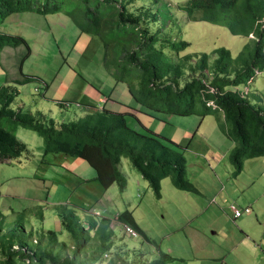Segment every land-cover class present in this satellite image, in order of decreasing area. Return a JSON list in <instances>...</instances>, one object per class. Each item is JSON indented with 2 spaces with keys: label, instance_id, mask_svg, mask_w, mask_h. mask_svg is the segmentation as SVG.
I'll use <instances>...</instances> for the list:
<instances>
[{
  "label": "trees",
  "instance_id": "obj_1",
  "mask_svg": "<svg viewBox=\"0 0 264 264\" xmlns=\"http://www.w3.org/2000/svg\"><path fill=\"white\" fill-rule=\"evenodd\" d=\"M162 0H0V29L13 14L35 13L43 17L68 16L80 35L99 38L105 47V65L116 83H124L143 108L141 113L181 117L221 114L224 134L234 143L229 154L233 177H238L246 160L264 157L263 96L251 86L264 72V0H188L170 8ZM186 22H207L227 28L232 35L248 39L235 59L227 48L212 53L182 55L190 43L179 39L182 33L176 12ZM166 12V18L163 17ZM167 21V22H166ZM169 22H172L171 24ZM29 45L19 36L0 32V53L7 46ZM37 78L25 76L0 87V163L18 161L30 153L5 120L16 129L22 127L44 140V153L63 155L88 163L97 181L107 191L115 184L124 191L127 180L121 172L122 159L128 157L157 198L162 181L171 177L181 191L197 193L187 179L186 147L152 133L145 127L129 125L130 112L120 113L91 107L70 122H57L43 112L12 107L19 86ZM109 101L112 97L108 96ZM71 103L58 102L64 109ZM130 110H134L130 108ZM139 122V120H136ZM146 129V130H145ZM41 208V207H40ZM30 213L44 221L41 210ZM25 213L17 221L0 212V264H168L174 260L159 251L154 260L140 251L131 252L116 245L114 223L130 226L138 237L160 250L138 224L133 212L114 219L88 214L85 219L67 205L55 206L60 230L27 229ZM95 213V212H94ZM27 215V214H26ZM115 221V222H114ZM68 236L61 240V236ZM121 242L123 240H120ZM146 257V256H145Z\"/></svg>",
  "mask_w": 264,
  "mask_h": 264
},
{
  "label": "rangeland",
  "instance_id": "obj_2",
  "mask_svg": "<svg viewBox=\"0 0 264 264\" xmlns=\"http://www.w3.org/2000/svg\"><path fill=\"white\" fill-rule=\"evenodd\" d=\"M186 1L162 0L160 6L175 8ZM175 16L182 30L179 39L190 43L182 55L210 54L224 47L236 59L248 42L245 37L232 35L225 27L207 22H186L178 11ZM60 17L69 22L65 29L58 27ZM163 17L166 18L164 11ZM44 18L35 13H17L11 15L0 29L5 34L22 37L30 47L28 51L25 46L26 57L29 56L25 61L19 60L24 48L22 51L13 49V54L18 56L12 60L19 62L11 83L21 81L23 75L37 78L18 87L20 93L12 105L15 110L22 106L24 111L34 114L40 110L57 122H70L85 111L92 110L88 107L106 106L98 104L99 95L95 97L94 94L112 96V101L116 103L110 102L106 107L115 112L143 109L126 84L116 83L115 80L113 84L114 76L105 65L106 51L99 38L88 34L80 37L78 28L64 14L48 15V24ZM20 21L27 26L18 24ZM6 79L1 61L0 87ZM251 89L263 96L264 105V72L258 75ZM46 98L71 105L64 109ZM132 113L152 133L186 147L187 179L201 190V194L179 190L168 177L162 181L161 198H157L128 157L122 159L120 167L127 180L124 191L116 184L107 192L97 181L83 184L74 175L89 177L82 167L80 170L73 167L75 173L71 174V170L66 169L72 166H65L60 161L63 155H45L42 137L22 127L16 129L5 120L4 127L14 131L29 146L30 153L18 161L0 163V212L12 222L17 221L21 213L27 212L26 221L30 222L26 225L27 229L31 224L37 231L61 229L60 220L55 215V206L58 205L75 209L82 219L88 214H95L96 209L101 211L102 216L111 219L131 211L160 250L141 237H131L117 223L113 227L118 241L115 246L124 245L135 253L140 251L146 256L144 258L151 261L162 251L174 258L168 264H264V158L246 160L243 172L236 178L225 168L228 164L233 170L228 158L218 164L222 153L212 150L210 145L216 143L215 146L223 147L219 140V136L225 133L219 126L223 125L220 113L202 120L199 116L154 113L156 117H152L140 111ZM135 120L132 116L129 118L131 127L136 125ZM82 163L91 170L90 176L96 173L88 163ZM215 189L224 191L223 206L219 207V202L210 206ZM206 200V208L202 209ZM231 205L243 212L242 219L234 220L236 217L230 210ZM221 207L223 209H218ZM39 208L44 214V221L39 220L36 213H30L31 210L37 212ZM67 236L65 232L61 240ZM203 256L207 259L203 260Z\"/></svg>",
  "mask_w": 264,
  "mask_h": 264
},
{
  "label": "crops",
  "instance_id": "obj_3",
  "mask_svg": "<svg viewBox=\"0 0 264 264\" xmlns=\"http://www.w3.org/2000/svg\"><path fill=\"white\" fill-rule=\"evenodd\" d=\"M41 16V15H40ZM44 20H46L47 21V24H48V20H47V17H45L44 18ZM68 21V20H67ZM66 20H62V18L60 17V21L58 22V27H61V28H66V25H68V23L69 22H67ZM18 24H24V25H26L27 26V24H25L24 23V21H20ZM50 25V24H49ZM3 28H1V30H2ZM79 36L81 37V35L79 34ZM23 48H24V54L23 53H21V55H20V57H19V60H26L29 56H27L26 57V51H25V46L24 45H21V46H19V47H17V48H13V47H11V46H7V47H5L4 49H3V51L0 53V55H1V61H2V64H3V67H4V70H5V72H6V75H7V79L5 80V83H4V85H6V84H9V83H11L12 82V78L14 77L12 74L13 73H15L16 72V67L18 66V62L19 61H17V63H15L14 62V60H12V58H14V57H16V56H18L17 54L15 55V54H13V49H16V50H18V51H22L23 50ZM12 60V61H11ZM0 61V62H1ZM21 72V71H20ZM22 76V75H21ZM17 77V76H16ZM25 78V75H23V77H21V79L20 80H23ZM113 78V77H112ZM114 80H115V78H113V84H114ZM18 81V80H17ZM116 81V80H115ZM3 86V85H2ZM47 89L49 90L50 89V87L48 86L47 87ZM96 93V92H95ZM96 95H99L98 96V99H97V101H98V104H100V105H108L110 102H113V103H116V102H114V101H109L107 98L108 97H104V96H102L103 94H94V96L96 97ZM112 97V96H111ZM46 100H50V101H52L53 103H56V105L58 106V102H62V101H56V100H51V99H47L46 98ZM21 104H23V102H21ZM21 106V105H20ZM59 107V106H58ZM104 107V106H103ZM102 107V108H103ZM21 108H22V106H21ZM89 108H91V107H88V109ZM132 109H134V110H132L134 113L135 112H138L139 111V109H136V108H132ZM38 111V110H37ZM40 111V110H39ZM42 112V111H41ZM85 112H87V111H85ZM211 116V115H210ZM78 118V117H77ZM138 120H139V122H137L136 120H135V122H136V125H134L133 126V128H135V129H137V130H140L141 129V125H144L143 123H142V121L138 118V117H136ZM203 124V123H202ZM202 124H201V126H202ZM145 126V125H144ZM201 126H200V128H201ZM220 126V125H219ZM199 128V129H200ZM157 134V133H156ZM159 135V134H158ZM161 136V135H160ZM219 140H220V142H222V144H223V147L222 148H220V147H217V146H215L214 144H216V143H212L211 145H210V148L212 149V150H214V151H219L220 153H222V155L220 156V159L218 160V164L220 163H224L225 162V160L228 158V160H229V154H230V152H231V150H232V148L234 147V143L231 141V140H229L228 139V137L225 135V134H223V136L221 135V136H219ZM172 141H174V140H172ZM175 142V141H174ZM176 143V142H175ZM205 157H206V159H208V157H207V155L205 154ZM262 158H264V157H262ZM63 159V160H62ZM62 159H60V161H63L64 162V165L65 166H69V164L72 166V167H70L69 166V168L70 169H66L67 171H70V173L71 174H74L75 173V170H74V168H77L78 170H80L81 169V167L86 171V175L87 174H89L88 176L89 177H81V176H79L78 174H74L77 178H78V180H79V182H82L83 184H86L87 185V183H90V182H92V180H94L95 178H96V173L95 172H93V175H91L90 176V174L92 173L91 172V170H89L88 168H86V166H85V164H83L82 162L83 161H80V160H75V159H68V158H66V157H63ZM220 161H222V162H220ZM208 163H209V161H208ZM230 163V162H229ZM63 165V166H64ZM211 166V165H210ZM74 167V168H73ZM227 167V169L226 170H228L229 172H230V174L232 173V171L233 170H231L230 169V167L228 166V164H225V168ZM200 175H202V174H200ZM216 176H217V174H215ZM260 176H262V175H260ZM218 177V176H217ZM229 182H231V181H229ZM252 184H254V182H252ZM113 187V186H112ZM111 187V188H112ZM198 189V192L197 193H193V194H201L202 192H201V190L199 189V188H197ZM107 192V191H106ZM212 199H211V201L209 202L210 203V206H213L214 204H216V202H219V207L220 206H223L222 205V201H225V195H224V191L223 190H221V191H218V190H214L213 191V193H212ZM227 199V198H226ZM208 200V199H207ZM205 201V204L203 205V207H202V209H205L206 208V204L208 203V201ZM222 200V201H221ZM227 203V202H226ZM221 204V205H220ZM231 206H233V205H231ZM252 206V205H251ZM218 209H223V207H221V208H218ZM238 209V208H237ZM97 210V209H96ZM96 210H94V212H101V211H96ZM230 210L233 212V210H232V208H230ZM239 210V209H238ZM242 212V211H241ZM250 214V213H249ZM235 217V216H234ZM244 216H243V212H242V215L240 216V217H236V218H234V220L235 219H242ZM196 258H198V256H196ZM203 260H205V259H207V257L206 256H203V257H201Z\"/></svg>",
  "mask_w": 264,
  "mask_h": 264
},
{
  "label": "built area",
  "instance_id": "obj_4",
  "mask_svg": "<svg viewBox=\"0 0 264 264\" xmlns=\"http://www.w3.org/2000/svg\"><path fill=\"white\" fill-rule=\"evenodd\" d=\"M232 210H233V213L235 215V217H240L242 215V212L241 210H238L236 207H232ZM95 215L99 216L100 215V212H95ZM125 232L130 235L131 237H138V233L136 230H134L132 227L130 226H125Z\"/></svg>",
  "mask_w": 264,
  "mask_h": 264
}]
</instances>
